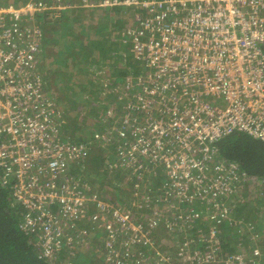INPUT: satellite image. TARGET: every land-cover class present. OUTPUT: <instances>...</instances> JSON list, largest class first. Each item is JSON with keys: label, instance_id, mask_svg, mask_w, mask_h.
Instances as JSON below:
<instances>
[{"label": "built area", "instance_id": "2783aa9c", "mask_svg": "<svg viewBox=\"0 0 264 264\" xmlns=\"http://www.w3.org/2000/svg\"><path fill=\"white\" fill-rule=\"evenodd\" d=\"M79 3L83 7L134 8L125 41L131 44L133 62L141 70L138 77L129 79L117 91L121 92L119 100H126L129 110L123 114L128 117L144 114L146 123L132 125L131 134L119 129L121 143L117 157L127 161L124 167L129 169L132 164L142 167L139 159L151 163L144 165L147 172L162 166L169 182L166 195L171 194L179 204L201 206L198 212L192 210L197 213L191 217L194 220L189 227L186 225L189 219L185 217L182 226L187 232L193 229L198 232L199 225L195 224L201 219L221 221L229 213L221 205L223 196L234 192L235 181H246V175L237 163L223 157L209 164L203 159L218 155L214 143L235 132L264 142V0H79ZM68 5L70 2L66 0H28L21 7L0 4V120H4L0 126V169L4 182L8 176L5 174L16 175L12 196L28 207L38 208L40 215L33 217L39 222L46 218L39 239L47 258L64 251L65 239L77 225L74 220L84 217L88 204L94 203L98 208L93 221L98 217L102 221L103 215L113 214L111 218L116 225L130 228L129 210H114L109 202L96 197L93 200V195L86 196L76 186L70 188L66 176L68 165L85 158L88 148L86 143L75 144L65 138L59 124L62 114L55 102L51 103L53 98L47 99L44 92L36 62L41 33L35 17L41 10ZM28 108L30 115L25 114ZM128 138L130 141H125ZM195 149L203 152L202 158ZM50 203L59 206L60 217L54 218ZM213 206L216 216L208 214ZM150 208L157 207L153 204ZM161 212L154 210L147 220L133 219L135 247L155 244L150 233ZM26 215L25 224H35V219ZM181 216L174 219L173 225H178ZM61 221L69 226L68 232ZM109 222L102 226L108 235V241L103 243L104 258L110 264H126L128 259L129 264H143L139 257L133 260L138 248L132 254L127 247L117 252L119 245L115 240L121 233L114 235ZM169 224L166 220L164 225L170 230L173 225ZM146 225L152 226H148V232L144 229ZM205 232L209 239L199 245L206 249L194 247L192 258L181 257L184 247L175 261L158 259L152 264H207L212 259L214 262L217 231L208 226ZM260 252L254 248L258 257L264 254ZM244 255L245 251L233 254L226 264H245Z\"/></svg>", "mask_w": 264, "mask_h": 264}, {"label": "trees", "instance_id": "16d2710c", "mask_svg": "<svg viewBox=\"0 0 264 264\" xmlns=\"http://www.w3.org/2000/svg\"><path fill=\"white\" fill-rule=\"evenodd\" d=\"M3 1L0 0L1 5L15 4L13 0ZM66 1H69L71 5L72 3L74 4L75 0ZM16 3H18V1ZM66 4L67 3H65V5ZM70 5L56 10H41L37 12L35 17V24L41 33V36L39 35L38 38L39 45L38 51H36L38 60L36 62H38L37 67L40 66L38 73H40L41 81L44 82V92L47 94V89H50V84H54V86L56 84V88L53 87V95L50 93V98H55V100H53L56 104V108L62 112L61 117L64 119L66 112H76H74L76 115L75 117H66L67 122L64 119L61 126L63 134L65 138L73 137L74 139L70 140L75 144L80 142L86 143L88 148V154L85 158L77 159L73 163L67 164L69 171L66 176H69L67 178H69L70 188L76 186L75 188L83 193L87 192L85 193L86 196L93 195V192L97 194L95 191H98V193L101 191V197L104 201L112 205H122L124 206L122 210L129 209L132 208L131 202L128 199L130 189L129 191L125 190L122 183H129L130 188L134 190L135 182L132 183L133 180L126 181L124 175L128 174L129 171L124 170L125 167L109 168V165L105 162L109 160V163L111 162V165L113 164L111 158L114 155H118L117 148L121 140H119V130H113L111 135V137L116 136V141L111 140V138L105 139L106 137H110V133L106 131L107 127L102 121V116L105 111H99V102L102 100L105 101L109 99V97L111 98L108 104L110 105L112 102V111L114 115L110 117V120L114 118L111 121L108 120V122L111 124L119 115L115 123L116 129H124L125 131L133 130L134 126L132 125L146 123V121L143 120L144 114H132L131 117L124 115V112L126 113L129 111L126 109V100H117L116 96L112 95L110 92L106 95H100L103 89L100 87L98 88L96 85L98 78L102 76L100 68H95L98 72L97 74L94 73L95 70L91 73L89 72L90 79H86V75H82L80 67L84 65L83 62H89L88 64L94 66V63L96 64V62H98L92 60L95 56L106 60L108 63L114 64L116 68H111L112 72L110 73V77L112 78H110L108 82V87L111 88L112 85L114 86L115 83L120 82L119 79H121V82L123 81L122 76L132 73L127 65L132 64L133 57L129 62L118 63L117 55L122 56L123 50L119 52L122 45H125L128 51L130 50L129 48H131V45H128L129 41H125V39L127 38L126 28L133 21L134 8L123 5L112 7L101 6L95 8L97 9L96 11H93L91 8H74ZM104 10L108 12L109 16L104 13ZM111 12H114L113 18ZM83 14L86 15L88 21L85 24L81 22ZM107 17L112 20V25L110 24L109 27L108 24H102V22H106ZM123 20H125L123 26L121 28L118 27L117 25ZM42 24H47L50 27ZM109 29H112L110 35L107 33ZM90 36L93 37L88 40ZM86 37L85 48L80 46V44ZM96 47L98 49H95ZM117 47L119 48L116 49ZM88 48L89 51L87 52ZM94 52L96 55L94 57L90 56L89 53ZM129 53L132 56L130 51ZM68 54H70L71 57H68ZM77 54L81 55H78L80 58L77 57ZM49 56L51 57V61L54 62V65L57 66L55 71L54 67H46L47 70L43 67V64L45 65V63H47ZM60 56L62 60L59 59ZM110 56H114V62L109 60ZM94 74L96 75L94 76ZM126 82L127 81H124L122 85ZM89 95L93 97L94 102H90L86 99ZM95 100H98V102L95 103ZM27 110L25 114L30 115V108ZM79 111L85 112L87 115L82 113L81 116ZM89 115L94 122L89 124L88 129L83 130L80 125H77V121L79 120L81 123H84V120L86 122V118ZM79 117L81 119H79ZM127 117L129 121L125 123L124 121ZM2 122H4V120H0V126ZM94 123L95 127L90 128ZM74 133L76 135H74ZM84 133H86V136H84ZM95 136H98V138ZM103 143L104 145H102ZM214 144L218 150V155H214L216 157L212 156L210 160H203L208 161L209 164L215 160L220 161L223 157L226 161L237 163L241 170L245 172L247 180L239 183L235 181V186H233L234 192L231 191L232 193H227L223 196L221 205L229 209V214H226L227 217L225 216L221 221H217L216 218L209 219L208 221L209 226L214 227L217 231V238L215 239V241H217V249L214 251L215 254H213L216 255L214 256L215 261L213 262L212 259L207 264H226V260L231 255L241 253L242 251H245L246 255H244V257H247L245 264H264V254L261 253L264 251V236L261 242L257 241L258 244L251 240L252 234H256L257 237L264 235V223L260 224L258 227L255 225L250 231L241 221V216L236 215L238 212L240 213L241 211L248 210V214L250 213L253 214L254 217L260 218V207H263L261 216L264 215V142L248 134L235 132L224 136ZM195 151H197L196 154L199 158L203 157L202 151L200 152L198 149H195ZM139 160L142 162V166L151 164L147 159ZM161 167L152 169L153 172H157L154 173L156 175L154 178H159L157 182L161 184L149 186L150 190L148 189V192L152 196L154 203L158 205L162 211L164 208H161L162 205L160 202L163 200V191H167L169 188V182L166 179L165 171ZM144 168H140L136 173V175H145L143 178L146 179L140 181L142 185L146 184V180L149 179L147 175L150 174L142 171ZM109 171L114 174L116 179L115 182H110L108 180ZM3 175L4 173L0 169V264H110V261L106 260L103 255V253H105L104 244L99 241L96 242V240L90 241L87 237H85V240L88 244L83 248L85 249L83 251L68 249L59 252L52 258L45 257L41 250L39 236L43 232L42 222L45 221L46 218H43L39 222L35 219L40 215L38 208L28 207L12 196V186L13 182H15L16 175L14 173L5 174V176L8 175L6 177V182L3 181ZM250 179H252V185H255V192L246 189ZM96 184L98 186L97 189L94 187ZM89 186L92 187L93 190ZM153 204L151 203V206ZM49 205V210L54 214V218L56 219V216L60 217L62 211H60L59 206L55 203H50ZM231 211L235 212V219L233 221V218L228 216L231 214ZM139 212L140 211H137V218H140V215H138ZM84 213L82 219L74 220L78 224V231L81 230L82 227L87 231L98 229L95 226L100 222V217L96 218L95 221L92 219L93 214L96 213L95 204H88ZM26 214L32 217L37 215V217H33L35 219V224H25ZM97 214L99 215L100 213L97 212ZM244 220L249 221L251 218L244 217ZM203 223L207 224V220ZM161 226L162 224H159L152 228L153 231L151 230L150 234L153 236L154 241H160L157 240L158 235H153L154 230L162 232L167 229ZM73 229L75 230V227ZM255 229H257V232L254 231ZM205 230L207 231V227H205ZM70 246L74 247L73 244H70ZM144 247H146V243L141 244V247L136 250L137 255H135L133 260L140 257L138 253L140 250L144 251ZM254 248H259L261 250L259 257L253 253ZM173 252L174 254L177 253V251ZM130 262L131 261L128 259L126 264ZM200 263L202 264V262ZM131 264H135V262Z\"/></svg>", "mask_w": 264, "mask_h": 264}, {"label": "rangeland", "instance_id": "374dc122", "mask_svg": "<svg viewBox=\"0 0 264 264\" xmlns=\"http://www.w3.org/2000/svg\"><path fill=\"white\" fill-rule=\"evenodd\" d=\"M17 1H18V3H16ZM27 1L28 0H23V1L22 0H13V2L15 3L14 6H16V7H21V6L25 5ZM3 2H5V1H3ZM0 4H1V2H0ZM74 5H75V6H73L74 8H78V7H81L82 8L83 7V6H79L80 5L79 0H75L74 1ZM104 13H106L107 16H109L108 12H106L105 10H104ZM111 15H112V18H113L114 17V12H111ZM124 21L125 20H123L122 22H120L117 26L121 28L123 26V22ZM81 22L83 24H85L86 22H88L86 15H84V14L82 15ZM102 24H108V27H109L110 24L112 25V20H110L107 17L106 18V22H102ZM42 25H46V26L50 27L47 24H42ZM107 33L110 35L112 33V29H109ZM92 37L91 36L88 37V40L90 38H92ZM86 40H87V37L84 38V40L80 44V46L86 48V45H85ZM128 45H131V44H128ZM118 48L119 47H117L116 49H118ZM126 48L127 47L125 45H122V47H120L119 52L121 50H123V54H122V56L121 55H117L118 63L119 62H129L131 60L132 56L129 53V51L126 50ZM95 49H98V48L96 47ZM88 51H89V48L87 49V52ZM89 54H90V56H93V57L96 55L95 52L94 53H89ZM69 55L70 54H68V57H71V55L70 56ZM78 55H80V54H77V57H79ZM59 59L62 60L61 56L59 57ZM114 59H115L114 56L113 57L110 56V58H109V60L110 61H113V62H114ZM92 60H95V62L96 61H98V62H96V64L94 63V66L91 65V64H88L89 62L88 63L83 62L84 65H81V67H80V64H79V67L82 70V75H86L85 78L86 79H90V75L88 73L89 72L91 73L97 67L100 68V70L102 71L101 72V75L102 76L100 78H98L97 83L99 85L96 83V85L98 86V88L100 87L101 89H103L101 91L100 95H106L109 92L112 95H114V96H115L116 93H118V95H120L121 92L120 91H117V90L122 85V83L124 81H126V79H128V75H126L127 77H125V79H123L122 82H121V79H119L120 82L115 83L114 86L112 85V88L111 87H108V82L110 81V78H112V77H110V73L112 72V69L111 68L115 69L116 67H114V64L108 63L106 60L101 59V58L96 57V56L94 58H92ZM132 63H133V66H132V64L131 65H127V66H128V68L130 69L131 72H133V68H134V71H135L134 72V77H136V76L138 77V75H139V71L138 70H141V69H140L139 66L136 67L137 65H135L134 62H132ZM95 65H97V66H95ZM43 67H45V69H46V67L47 68L48 67H54V71H55V69H56L57 66L54 65V62L51 61V57L49 56V59L47 60V63H45V65L43 64ZM125 68H126V66H125ZM39 69H40V66L37 67V70H39ZM94 73L97 74L98 72L95 70ZM38 74L40 75V73H38ZM96 74H94V76ZM43 84H44V82H43ZM53 87L56 88V84H55V86H54V84H50V87H49L50 89H47V95H48L47 99L50 98V93H52L51 95H53V92H54ZM137 92L138 91L136 90L135 93H137ZM45 97H46V95H43V98H45ZM119 98H121V97L120 96H117L116 99L119 100ZM53 99L55 100L54 97H53ZM86 99H88L90 102H94L93 97L90 96V95L87 96ZM109 99H111V98L109 97ZM109 99H107L105 101L102 100V101L99 102L100 103L99 111H101V112H104L105 111L104 115L102 116V121L104 122L105 126L107 127L106 131L108 133H110V137H106L105 139H107V138L110 139L111 138V140L116 141L117 140L116 136H113V137H115V138H113V137H111V135H112L113 130H119V129H116V127H115V123L118 120L119 115L111 122V124H110V122H108V120L111 121L114 118L113 117L110 120V117L112 115H114V114H113V111H112L113 110V108H112L113 107L112 102H111L110 105L108 104ZM53 102L54 101H51V103H53ZM96 102H98V100H95V103ZM115 102H118V101H115ZM47 104H49V102H47ZM58 106H59V104H58ZM60 108H61V106H60ZM74 112L75 111H69V112H66L65 113V118L64 119H65L66 122H67V118L69 116L70 117H75L76 116L75 115L76 112L75 113ZM60 113L62 114L61 111H60ZM79 113L81 114V116H82V113L86 114L85 112H81V111H79ZM56 117H59V116L57 115ZM64 119H61V122H59V124L61 123V125H62V123L64 122ZM79 119H81V118L79 117ZM100 119H101V117H100ZM93 122H94V120H92L91 119V116L89 115L86 118V122L84 120V123H81L78 120L77 121V125H80L83 130H86V129H88L89 124H91ZM95 123L92 126H90V128H94L95 127ZM128 133L131 134L129 130H128ZM74 135H76V134L74 133ZM84 136H86V133H84ZM69 138L70 139H74L73 137H69ZM96 138H98V136ZM125 140L126 141H130L128 139H125ZM102 145H104V143ZM117 156L118 155H115V156H113L111 158L112 161H113V164L112 165H111V162L109 163V160L108 161L107 160L105 161L109 165V168H111V167H114V168H116V167L121 168L122 167V168H124V165H127V163H128L127 161H122L120 159L122 157L121 156L117 157ZM130 167H131V169H129V168H125L124 169V170H128L129 171V173L126 174V175H124V176L126 178V181L127 180L128 181H132L133 180L132 183L135 182V184H134V188L135 189L132 190L130 188V184L129 183L128 184L122 183L123 184V187L125 188V190H128L129 191V189H130V194H129L128 199L131 202L132 208L127 209V210L130 211V217L128 218V221L130 223V228L129 229L128 228H125V227L122 228L119 224L116 225L112 221V218H111V216H113V214H109L110 217H108L107 215H106L107 217L105 215H103V217H101L102 218V221L100 220V222H98L97 226H95L98 229H93L91 231H87L86 229H83L84 227H82V229L78 231V224H77L75 226L74 232L73 233L69 232L70 235L69 234L67 235L68 238L65 239V242H64L65 249L64 250H68V249H74L75 251H80V250L83 251V250H85L83 248L88 244V242L85 240V237H87L90 241H92V240L95 241L96 240V242L99 241L101 243H104L105 241H108L107 240L108 239L107 238L108 235H104L106 229L101 227V226L105 225L104 223L107 220L110 221L109 222L110 223L109 224L110 225V230L112 231V233L114 235L117 234V233L118 234L121 233L119 239H116L115 240V242H118V245H119V248L117 250L118 253H119V250H122L125 247H127L130 250L129 251V254H132L135 251L134 248L141 247V245H139V246L136 245V247L134 246L133 238H135V235H134L135 232H133V230H132L133 228H131V224H134V220H136L135 218H136L137 211H140L139 214H138V215H140L139 217H143V219L147 220V218H149V215L151 216L154 210H157L158 211V209H160V207L154 203V200H153L152 196L148 192V189L150 190V188H148L147 186L141 184V182H140L141 179H142L141 174H137L136 175L137 171L140 168L141 169L144 168L145 166H142L141 167V165H138V166L133 167V164H132ZM142 171L147 172L146 169H143ZM108 173H110V174H108V177H107L108 180L110 182H115L116 179L114 177V174L111 173V171H109ZM143 176H145V175L143 174ZM254 186L252 185V179H250V182L248 183V187L246 189L247 190L249 189V190H252V192H255L256 189H255ZM94 187L97 189L98 188L97 184ZM90 188L93 190L92 187H90ZM131 191H132V193H131ZM85 193H87V192H85ZM95 193H97V194H94V192H93L92 193L93 196H91V197H93V200L102 199L100 196H98V195H102L101 194L102 193L101 191H100V193H98V191H95ZM94 197H96L97 199H95ZM165 197L168 198V200H166ZM162 199L163 200L160 202V204L162 205L161 208L162 209L164 208V209L160 213V220L158 221V224L157 225L162 224V226H163V224H165V221L166 220H169L170 221V224L173 225L174 224V219L176 217H177L176 219H178V217L182 215L181 216V220L178 221V225L176 224V225L171 226L170 227V230L167 229V230H164L162 232L161 231L154 230L153 235H158L157 240H160V241H155V244H153V245L146 244V247H144L145 248L144 251H142V250L139 251L138 255H140L141 257H139L138 261L142 262L143 264H152V262L153 263L157 262L158 259L159 260L160 259H164V260H167L168 259L169 262L175 261L176 258H177V256L179 255L178 253L181 251L180 248H178L179 243H186L189 246L187 249L184 248L182 250L183 254L181 256L183 259H187L188 260L189 257L192 258V256L194 255V253H193V251L195 250L194 247H196V246H199L200 247V245L198 244V242L199 241L200 242H203V241L209 239L206 236L207 235L206 232L205 233L204 232L197 233V229H193V230L187 232L188 230L185 228V226H182L184 224L185 217H188L189 224H186V225L189 227V225L191 223V220H194V218L191 219V217H194L196 215L195 213L198 212V210L201 208V206H199L198 204L197 205H183L181 203L179 204L178 201H177V199L175 197H172V195L169 194V193H167V195H166L165 191H163ZM101 201H104V200L102 199ZM149 203H152V204L154 203V206H156L158 209L157 208L156 209H151L150 208L151 206L149 207ZM109 205L111 207L114 206L112 208L114 210H120V209H123V207H124V206L119 205V204L118 205H112L111 203H109ZM258 207H259V204H258ZM260 208H261L260 211H259L260 218L254 217L253 214H250V213L248 214V210L247 211H241L240 213L238 212L236 214L237 216H241V218H240L241 221L248 227V230H250V231L255 227V225L258 227L260 224L264 223V215L261 216L262 215L261 213L263 212V207H260ZM141 209H142V211H141ZM214 209H215V206H213V208L209 210L208 214H211V216H216V211ZM97 210H98V208H95V211H97ZM192 210H196L197 212H194L193 213ZM228 216H230V218H233L232 219V221H233L235 219L234 218L235 217V212L234 211H231V214L228 215ZM202 217L205 218V216H202ZM244 217H247V218L250 217L251 220L246 221V220H244ZM80 218H82V217H80ZM61 222L65 226L67 225V223H65L63 221H61ZM148 222L149 223H152L151 221H148ZM170 224H169V226H170ZM195 225H199V224H195ZM148 226L149 225H146L144 227V229H146L145 230L146 232L149 231V227H152V226H149V227ZM164 227H165V225L163 226V228ZM173 227H175V228L173 229ZM65 229L68 232L69 226H66ZM158 229H160V228H158ZM167 231H169V233ZM254 231L257 232V229H255ZM263 236L264 235H260V236L257 237L256 234L255 235L252 234V236H251L252 239L251 240L254 243H257V241H260L261 242ZM140 238L142 240L145 239L142 236H140ZM70 244H73L74 247H71ZM152 247H154V248H152ZM175 250H177V253L176 254H174V252H173ZM103 255H105V253H103ZM52 257H53V255L50 256V258H52ZM64 264H68V263H64Z\"/></svg>", "mask_w": 264, "mask_h": 264}, {"label": "crops", "instance_id": "0c3cea01", "mask_svg": "<svg viewBox=\"0 0 264 264\" xmlns=\"http://www.w3.org/2000/svg\"><path fill=\"white\" fill-rule=\"evenodd\" d=\"M72 6H75V5H72ZM85 8V7H84ZM86 8H91V9H93V11H96L97 9H95V8H97V7H86ZM131 24V23H130ZM130 49V48H129ZM130 51V50H129ZM131 52V51H130ZM132 66H133V63H132ZM130 70V69H129ZM134 68H133V72L132 73H130V75H128V79H126V81H128L129 79H131V78H133L134 77ZM126 76V75H125ZM125 76H122V78L123 79H125ZM127 77V76H126ZM124 85V84H123ZM122 85V86H123ZM122 86H120V87H122ZM123 88V87H122ZM115 96H116V98H117V96H118V93H116L115 94ZM128 140H130V138H128ZM126 141V140H125ZM121 142H119L118 143V146H120L119 144H120ZM115 156V155H114ZM108 161V160H107ZM159 170H161V169H159ZM155 171V170H154ZM158 171V170H157ZM147 173H150L149 175H147V178L149 177V179H147L146 180V184H145V186H147L148 188H150L151 187V185H154V184H161V183H159V182H157L158 181V179L159 178H154L156 175L154 174V173H157L156 171L155 172H153V170H151V171H149V172H147ZM143 179H146V178H143V176H142V179L141 180H143ZM150 186V187H149ZM100 197H101V195H100ZM102 198V197H101ZM203 222H206V219H201V220H199V231L197 232V233H199V232H204L205 233V227H207V229H208V226H209V224H208V221H207V224H205V223H203ZM163 226H164V224H163ZM165 228H166V226H165ZM165 230H167V229H165ZM168 233H169V231H167ZM161 233V232H160ZM200 243V241L198 242V244ZM187 244L186 243H179V246H178V248H188L189 246H186ZM195 245V244H194ZM194 247V246H193ZM201 247V246H200ZM203 250H205L206 249V246H202L201 247ZM175 251H177V250H175Z\"/></svg>", "mask_w": 264, "mask_h": 264}]
</instances>
